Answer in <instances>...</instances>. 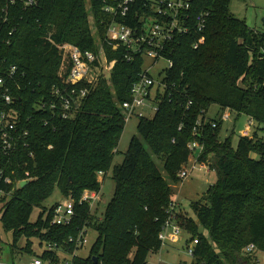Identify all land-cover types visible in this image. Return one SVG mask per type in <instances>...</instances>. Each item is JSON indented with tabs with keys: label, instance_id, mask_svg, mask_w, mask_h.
Returning a JSON list of instances; mask_svg holds the SVG:
<instances>
[{
	"label": "trees",
	"instance_id": "trees-1",
	"mask_svg": "<svg viewBox=\"0 0 264 264\" xmlns=\"http://www.w3.org/2000/svg\"><path fill=\"white\" fill-rule=\"evenodd\" d=\"M231 2H194L196 13L211 12L206 31L177 39L170 55L175 65L167 79L175 86L161 97L154 118L139 120V135L132 138L118 165L115 156L126 128L120 105L130 99L144 58L129 62L124 51L107 46L109 59L118 62L82 101L75 118L53 116L40 108L71 67L67 60L62 70L64 58L48 38L58 45L71 43L97 51V39L106 37L113 21L103 10L104 0H39L37 7L26 9L20 0L9 7L11 21L0 26V77L7 78L12 66L26 76L8 79L17 101L6 105L0 99V114L9 108L18 110L19 126L31 134L30 150L14 155L9 168L16 171L13 187L25 178L29 184L19 186L0 207V221L5 231L13 233L12 250L25 237L26 251L47 259L54 252L35 253L33 238L41 246L62 245L89 229L98 237L89 256L75 257L76 264H148L150 255L163 247L160 234L169 218L174 185L182 180L179 172L191 155L188 145L195 139L197 121L218 105L238 117L253 118L257 125L253 135L242 131L236 146L233 136L222 139V120L211 119L217 122L215 128L211 122L204 126L205 150L200 159L216 158L212 169L218 182L207 190L205 203H192L197 219L184 218L189 241L199 240L191 264L257 263V254L249 255L245 249L255 244L264 253V34L235 17ZM7 3L0 0V22ZM197 42L200 46L194 48ZM3 91L0 88V94ZM153 154L164 163L165 174ZM0 159H4L1 135ZM110 171L116 187L103 217L88 204H77L70 226H52L56 203L43 207L38 220L31 221L35 207H42L56 189L79 201L85 190L100 192ZM101 172L105 181L100 180ZM180 217L177 213L176 220ZM69 246L73 251L75 245Z\"/></svg>",
	"mask_w": 264,
	"mask_h": 264
},
{
	"label": "built area",
	"instance_id": "built-area-1",
	"mask_svg": "<svg viewBox=\"0 0 264 264\" xmlns=\"http://www.w3.org/2000/svg\"><path fill=\"white\" fill-rule=\"evenodd\" d=\"M20 0H8L0 26L11 21L9 7L15 5ZM24 8L37 7L39 0H21ZM196 0H104L103 10L113 16V21L109 24L106 37L97 39L99 49L83 50L79 46L65 43L58 45L51 37L49 41L55 44L63 56L62 70L66 68L67 60L70 62V69L62 79L61 84H56L51 90L50 100H44L40 108L50 110L53 116H60L64 119L76 117L82 101L91 94L99 82L108 78L118 62V58L109 59L106 47L112 51H124L125 59L129 62L138 57L144 58V66L139 75V79L133 83L130 91V99L124 101L120 107L126 123L135 117L154 118L159 110L161 97L175 86L167 82L169 70L175 65L170 57L175 51V45L179 37L185 36L192 31L203 33L206 31L211 12L204 10L195 12L194 2ZM2 23V24H1ZM12 34V32H11ZM197 42L194 48H198ZM165 59L168 66L159 72V78L153 76V71L158 68L160 60ZM5 76L0 77V88L4 91L0 94V99L6 105H12L17 101V96L8 87V79L15 81L16 75L24 78L26 72L20 70L18 66H12ZM18 90H22L21 83L16 81ZM192 102H190V105ZM148 108V109H147ZM230 109H226L219 118L223 122L230 118ZM20 112L14 108L4 110L0 114V135L2 140V150L4 159H0V204L14 197L16 189L23 182H29V178L16 182L12 186L16 171H10V163L14 155L23 150H30L31 134L29 130L23 129L18 124ZM209 122L213 127H217V122L208 118L206 113L204 118L197 121L194 131L195 139L189 143L191 152L189 161L182 166L179 172L181 179L189 177L198 164L204 168L212 169L214 161L209 158L207 161L200 159L205 150V144L201 138L204 126ZM45 124H48L46 121ZM255 120L249 117V122L244 129L245 135H253L255 132ZM30 157L34 153L29 152ZM11 172V174L9 173ZM29 175V172H27ZM103 176V173H100ZM101 200L100 192L95 190H85L79 201L74 198H65L63 202H58L54 207V217L52 226H70L77 215V204H88L91 209ZM178 210L174 202L168 209L169 218L160 234L163 245L168 241L175 243L180 239L182 227L176 222ZM90 230L84 229L77 237H71L66 244L45 243L47 251L54 252V255L44 259L34 256L30 264H76L75 257L79 256L78 251L89 244ZM198 239L192 242L189 248V255L194 257L195 246ZM70 244L75 248L70 252ZM245 251L250 254H257L264 257V253L255 244H250ZM180 264H191V261H183Z\"/></svg>",
	"mask_w": 264,
	"mask_h": 264
},
{
	"label": "rangeland",
	"instance_id": "rangeland-1",
	"mask_svg": "<svg viewBox=\"0 0 264 264\" xmlns=\"http://www.w3.org/2000/svg\"><path fill=\"white\" fill-rule=\"evenodd\" d=\"M231 11L235 17L247 22L248 26L264 34V0H232ZM91 24L94 26L93 18H91ZM168 66V62L165 59L160 60L158 68L154 70L153 76L157 79L159 78V72ZM148 109V108H147ZM223 109L218 105H213L209 112L208 118L216 119L221 118L224 114ZM139 118L135 117L130 119L126 123V128L123 132L122 139L118 148V153L115 156L114 165L121 164L124 160L125 153L127 152L131 140L134 136L139 135L138 124ZM249 122L248 116H240L234 112H230V118L223 122L221 137L226 139L227 137L233 136L234 145L238 144L241 132L244 131L246 124ZM257 125V124H256ZM263 133V132H261ZM264 135V134H263ZM159 168L165 174L164 163L153 154ZM214 161L216 158H211ZM209 169V168H208ZM204 168L202 164H198L194 169L193 173L186 178H183L180 183L174 185L173 202L177 206L178 212L181 214L180 219L176 222L183 227L185 223V217H193L197 219L196 214L192 208V203L197 200H205L207 190L210 186L218 182V173L213 168L208 170ZM115 181L112 178V171H110L109 176L106 181L102 184V189L100 191L101 200L95 204L93 211L97 212L100 217H103L106 208L108 207L110 201L112 200L115 193ZM64 197L60 193L59 189H56L55 193L47 201L43 203V206H37L34 209L33 215L31 217L32 222H36L43 207L51 208L58 202H63ZM204 201L203 203H205ZM2 204H0L1 207ZM1 214V212H0ZM202 231H205L201 227ZM207 233V231H205ZM89 244L78 251V255L82 257H87L90 254V250L96 241L98 234L94 230H90ZM0 264H30L32 258L35 256L26 251L27 239L22 238L17 247L12 250L11 243L13 241V233L5 231L2 222L0 221ZM190 235L188 231L183 227L180 239L175 243H170L169 241L163 245V247L158 251L154 252L149 257L148 264H180L183 261H192L189 255V248L193 245L190 241ZM33 249L35 253L41 254L46 249L47 246L44 244L41 246L40 240L38 238H33ZM256 264H264V257H258Z\"/></svg>",
	"mask_w": 264,
	"mask_h": 264
},
{
	"label": "water",
	"instance_id": "water-1",
	"mask_svg": "<svg viewBox=\"0 0 264 264\" xmlns=\"http://www.w3.org/2000/svg\"><path fill=\"white\" fill-rule=\"evenodd\" d=\"M29 184V182H23L22 184H21V186L22 187H25V186H27ZM94 260L97 262L98 261V258L97 257H94Z\"/></svg>",
	"mask_w": 264,
	"mask_h": 264
},
{
	"label": "crops",
	"instance_id": "crops-1",
	"mask_svg": "<svg viewBox=\"0 0 264 264\" xmlns=\"http://www.w3.org/2000/svg\"><path fill=\"white\" fill-rule=\"evenodd\" d=\"M100 180L101 181H105L104 179H103V177L102 176H100ZM170 242V241H169ZM170 243H172V242H170Z\"/></svg>",
	"mask_w": 264,
	"mask_h": 264
}]
</instances>
